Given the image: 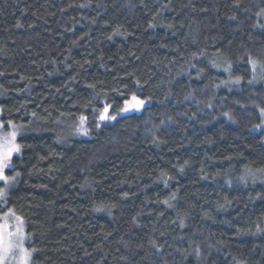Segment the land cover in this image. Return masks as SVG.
<instances>
[{
    "label": "trees",
    "instance_id": "obj_1",
    "mask_svg": "<svg viewBox=\"0 0 264 264\" xmlns=\"http://www.w3.org/2000/svg\"><path fill=\"white\" fill-rule=\"evenodd\" d=\"M249 57L264 0H0V119L24 129L0 215L23 217L30 264H264Z\"/></svg>",
    "mask_w": 264,
    "mask_h": 264
},
{
    "label": "snow or ice",
    "instance_id": "obj_2",
    "mask_svg": "<svg viewBox=\"0 0 264 264\" xmlns=\"http://www.w3.org/2000/svg\"><path fill=\"white\" fill-rule=\"evenodd\" d=\"M259 15V14H258ZM249 63L253 69V79L249 83H255L257 79L264 80V64H259L256 60L249 57ZM214 66H217L214 64ZM259 67V73L256 72ZM231 70V64L229 63L225 68V71ZM241 77H236L234 83L239 84ZM228 83V81H225ZM146 103L145 100L140 99L135 93L132 94L130 100L124 102V107L120 109V112H129L131 110H139ZM113 106L105 104L99 112V121H113L116 120V115L110 114V109ZM260 113L264 116V108L260 109ZM227 115V114H226ZM86 118L80 117L79 131L83 135H88V131L83 127ZM264 124V120H262ZM5 123L0 120V183H3V187H0V202L6 203L9 195V189L13 188L18 182L20 172L15 170L12 175H7L6 170H14L13 164L14 154L21 153L23 145L17 142V136L23 132V126L17 125L13 121H8L7 126L10 127V131L3 132ZM97 123V127H99ZM256 127H260L257 125ZM241 179H245L242 177ZM255 182V178H253ZM167 203V201H165ZM12 217L15 220V224L0 223V264H7L9 257L15 258V255L19 254V264H28L32 253L24 247V241L26 239L24 232V219L20 216H15L11 209L5 214V218ZM261 231V229H257ZM197 255L199 252L197 251Z\"/></svg>",
    "mask_w": 264,
    "mask_h": 264
},
{
    "label": "rangeland",
    "instance_id": "obj_3",
    "mask_svg": "<svg viewBox=\"0 0 264 264\" xmlns=\"http://www.w3.org/2000/svg\"><path fill=\"white\" fill-rule=\"evenodd\" d=\"M258 62V61H257ZM259 63V62H258ZM259 64H261V63H259ZM259 71H260V69H259V67H257V69H256V72L257 73H259ZM257 80H261V79H257ZM145 105V104H144ZM143 105V106H144ZM124 107V106H123ZM142 108V107H141ZM141 110V109H140ZM130 112V111H129ZM122 113H127V112H120V110H119V112H118V114H122ZM113 115V114H112ZM1 120V119H0ZM262 120H264V116H262ZM255 129L256 130H258V131H260V130H264V124H262V122H261V124H260V127H255ZM11 129H10V127L7 129V128H3L2 129V131L3 132H7V131H10ZM20 134V133H19ZM19 134H18V136H19ZM263 142H264V138H263ZM14 155H16V154H14ZM4 185H3V183H0V187H3ZM10 190V189H9ZM8 212V211H7ZM6 212V213H7ZM13 212V211H12ZM5 213V214H6ZM14 213V212H13ZM5 214H2V215H0V223H7V224H15V220L12 218V217H7V218H5ZM15 214V213H14ZM15 216H18L17 214H15ZM24 232H25V236H26V239H25V241H24V247L26 248V249H28L31 253H32V251L28 248V246H27V243H28V236H27V233H26V229H25V223H24ZM31 257H32V255H31ZM31 263V258H30V260L28 261V264H30ZM7 264H19V254L17 253L16 255H15V258H13V257H9V259H8V261H7Z\"/></svg>",
    "mask_w": 264,
    "mask_h": 264
}]
</instances>
